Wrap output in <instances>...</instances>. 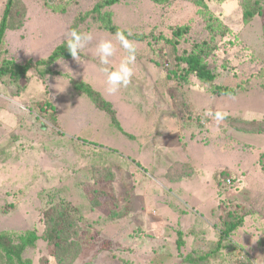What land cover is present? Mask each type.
Returning <instances> with one entry per match:
<instances>
[{"label":"rangeland","instance_id":"obj_1","mask_svg":"<svg viewBox=\"0 0 264 264\" xmlns=\"http://www.w3.org/2000/svg\"><path fill=\"white\" fill-rule=\"evenodd\" d=\"M100 1L78 0L64 14L51 13L41 0H20L12 10L20 28L6 33L0 65L4 59L24 63L47 57L66 42L74 25L91 33L93 41L79 62L71 57L51 65L60 75L40 78L30 70L21 83L25 88L0 83V231L30 230L40 237L47 210L69 204L84 216L76 226L81 251L72 264H187L184 256L210 254L219 240L218 257L202 264H264L261 19L244 25L239 0H208L222 26L211 41L196 8L187 2L127 0L106 9L121 30L150 40L133 41L132 80L110 95L95 45L102 39L116 45L112 68L126 52L114 35L77 20ZM6 2L0 0V19ZM185 25L191 26L193 42L203 40L215 48L208 60L214 85L232 88L236 95L215 96L191 79L179 90L184 97L179 102L188 109L170 103L164 81L170 53L162 42L166 57L157 60L153 52L160 46L151 38L170 36V28ZM74 82L89 85L111 104L121 131L74 90ZM209 109L227 113L226 118L217 124L205 116ZM191 115L188 121L185 116ZM172 164L186 174L178 182L166 179ZM103 170L107 177L96 172ZM93 190L106 196L91 210L89 201L97 196ZM229 212L243 222L221 239ZM49 251L40 237L25 257L33 264H58Z\"/></svg>","mask_w":264,"mask_h":264},{"label":"trees","instance_id":"obj_2","mask_svg":"<svg viewBox=\"0 0 264 264\" xmlns=\"http://www.w3.org/2000/svg\"><path fill=\"white\" fill-rule=\"evenodd\" d=\"M41 1L51 13L64 14L67 8L73 4H76L78 0ZM122 1L127 0H101L95 4L92 9L79 15L77 20L82 22L90 21L97 25V28L100 31L110 35L115 36L117 31H121L130 41H140L141 43L149 44L150 40L146 35L129 34L127 31L121 30L113 23V14L111 11L106 9L111 8ZM149 1L156 5H164L171 0ZM173 1L187 2L196 8V16L203 23L204 29L210 35L211 41L214 39L213 35L216 32V29H220V27L222 28L218 18H216L208 9V0ZM16 2H19L18 4H20V0H7L0 19V56L5 53L4 43L6 33L16 31L18 28H20V25H16L12 13ZM239 5L241 7L242 23L244 25L250 24L256 17H259L262 22L264 35V0H239ZM71 30H77L76 25L72 26L70 31ZM190 33L191 26L185 25L170 28V36L159 35L157 37L152 36L151 38L156 43V46H160L159 50L153 52L156 59L161 60L162 58L166 57V55L169 57L168 60L170 63L167 64V66L164 65V81L167 86L166 91H168V95L171 98L170 103L173 105L176 104L177 106H175L180 111L187 110L189 106L183 102H179L184 98L183 92H179V90L183 88V86L191 79L198 80L202 85L207 87V91H210L211 94L213 93L215 96H221L223 94H228L230 96L236 95L232 88L214 85L216 75L215 72H213L208 60L215 51V48H212L209 46L208 42L203 40L202 42H193L190 39ZM189 39L191 40L190 42ZM162 42H164L163 46H166L168 53L170 54L164 55L162 52ZM185 45H187V47H185ZM69 58H71V56L66 49V42H64L57 46L47 57L36 61L28 59L24 63H18L12 59H4L0 65V83L7 87L25 88L24 86H21V83L28 76L27 74L30 70L36 71L40 78H44L50 74L60 75V73L50 69L51 65H53L57 60ZM72 86L75 91L85 95L98 110L106 113L109 116L111 123L120 129L118 120L116 119L115 113L112 110L111 104L104 101L99 93L94 91L89 85L85 83L74 82L72 83ZM12 93L14 97L19 95L17 90ZM188 113L191 112L188 111ZM185 118L187 120H192L194 115L185 116ZM53 123L56 124L55 121ZM251 124L252 123L249 125L251 126ZM260 128L262 133H264V123ZM96 172L103 177H107L105 170ZM185 175L186 174L182 168L179 166L176 167V165L172 164L167 170L166 179L169 182H178V180H181V177H184ZM230 177L233 178L232 175H230ZM228 183L231 184L230 182ZM93 192L97 196H93V198L89 201L91 210L100 207V199L106 196L105 192L103 191L96 192L93 190ZM47 212L48 216L47 218H44V222L47 225L46 231L40 237L44 242L47 243L50 248V256H52L58 264H72L81 251V247H79L80 244L77 238L79 236L80 227L77 228L76 226L81 225L82 221H84V216L78 209L73 208L69 204H56L53 207H50ZM226 216V218L230 219H225V222L222 224L223 229L220 232L221 239L223 237H229L239 228L243 222V217L234 216V214L230 212L227 213ZM40 237L35 231L30 230L20 233L7 230L0 231V264H33L29 258L25 257V253L35 247L36 242L40 239ZM183 245L184 242L181 238V234H179V237L176 241L177 249L180 250ZM222 247L221 240H219L216 243V247L211 251L210 254H201L198 257L188 254L183 257V262L187 264H202L205 263L210 256H214L213 258L216 259Z\"/></svg>","mask_w":264,"mask_h":264},{"label":"clouds","instance_id":"obj_3","mask_svg":"<svg viewBox=\"0 0 264 264\" xmlns=\"http://www.w3.org/2000/svg\"><path fill=\"white\" fill-rule=\"evenodd\" d=\"M114 39L119 42V46L125 50L119 64L114 68L110 65V58L116 52V45L109 39H102L95 45V54L99 58L101 67L100 71L105 75L106 92L115 94L121 87H127L134 75L132 65L136 59V45L125 37L121 31L115 33ZM93 41L91 33H81L77 30H71L66 36V49L70 56L79 62L80 53L87 48ZM227 113L222 111L213 112L211 109L205 112V116L212 117L217 124L226 118Z\"/></svg>","mask_w":264,"mask_h":264}]
</instances>
